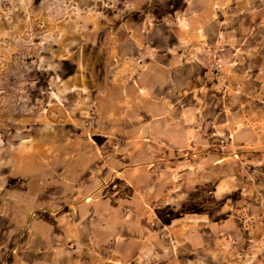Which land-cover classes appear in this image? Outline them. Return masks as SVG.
<instances>
[{
    "label": "rangeland",
    "instance_id": "obj_1",
    "mask_svg": "<svg viewBox=\"0 0 264 264\" xmlns=\"http://www.w3.org/2000/svg\"><path fill=\"white\" fill-rule=\"evenodd\" d=\"M0 264H264V0H0Z\"/></svg>",
    "mask_w": 264,
    "mask_h": 264
}]
</instances>
